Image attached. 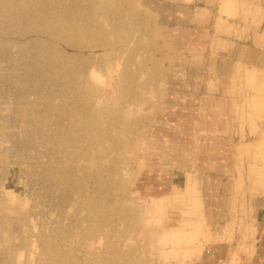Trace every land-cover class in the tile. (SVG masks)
Masks as SVG:
<instances>
[{
	"label": "rangeland",
	"instance_id": "374dc122",
	"mask_svg": "<svg viewBox=\"0 0 264 264\" xmlns=\"http://www.w3.org/2000/svg\"><path fill=\"white\" fill-rule=\"evenodd\" d=\"M180 3L225 97L197 119L168 104L203 59ZM245 44L264 49V0L8 1L0 264H195L223 245L218 264H242L264 205V51L237 61Z\"/></svg>",
	"mask_w": 264,
	"mask_h": 264
},
{
	"label": "crops",
	"instance_id": "0c3cea01",
	"mask_svg": "<svg viewBox=\"0 0 264 264\" xmlns=\"http://www.w3.org/2000/svg\"><path fill=\"white\" fill-rule=\"evenodd\" d=\"M176 8H179L182 13L179 15V18L175 23L180 25L182 32H185L186 35H189L188 33H193L191 39H188L183 35L185 40H190L189 50L203 59L200 64H197V67L201 69L200 71L190 70L187 72H178L182 77L176 78V82L181 84V86L180 88H176L177 83H174V81L171 83L172 88H170L168 93L169 110L171 113L174 112L173 114H176L178 117H184L185 119L192 117L193 119H197L200 115H206V109L212 105H207L206 101L210 98H223L224 96L220 95L219 92H211L209 89V83H207L208 81H203L205 83L200 82L201 79L199 76H204V72L209 69L208 63L210 61L212 62V53H210L208 46L204 44L205 42L203 43L200 40H196V37L201 34L199 29L205 28V25L201 26L199 23L196 24L195 15L193 12H189L190 9L187 4L180 3L178 6L176 4ZM259 50L264 51L263 48H257L253 44H245L238 50L236 60L244 62L250 61L254 63V61L249 58V54ZM212 177L215 178V176ZM225 190L227 189L223 188L221 191ZM212 191H214V189ZM259 206L260 207L256 208V213L253 214L252 219L250 220L251 222L255 221L253 222V228L255 229L254 231L258 233L255 249L250 256H242V264H264V205ZM219 243L218 244L221 245L225 242L220 241ZM213 249L214 251L209 250L208 253L206 252L205 255L201 256L195 264H218V259H222L224 254L226 255L225 250L227 247L223 245L222 250L220 251L216 250V246H214Z\"/></svg>",
	"mask_w": 264,
	"mask_h": 264
},
{
	"label": "bare ground",
	"instance_id": "6f19581e",
	"mask_svg": "<svg viewBox=\"0 0 264 264\" xmlns=\"http://www.w3.org/2000/svg\"><path fill=\"white\" fill-rule=\"evenodd\" d=\"M8 1L10 0H0V31H5L8 27ZM12 1H33V0H12Z\"/></svg>",
	"mask_w": 264,
	"mask_h": 264
}]
</instances>
